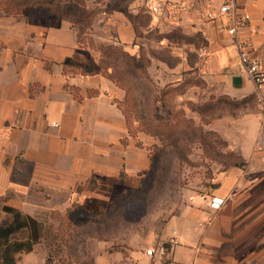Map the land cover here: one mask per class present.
Masks as SVG:
<instances>
[{"label": "crops", "instance_id": "crops-1", "mask_svg": "<svg viewBox=\"0 0 264 264\" xmlns=\"http://www.w3.org/2000/svg\"><path fill=\"white\" fill-rule=\"evenodd\" d=\"M239 5L251 20L238 36L264 62V0ZM97 7L96 41L136 61L147 54L154 70L172 78L166 84L200 86L206 100L226 97L244 110L230 117V150L241 163L217 175L213 189L187 192L160 230L131 244L128 258L123 244L99 255L96 264H264V165L257 150L262 117L256 85L224 21L207 23L208 0H166L160 16L148 12L145 0H88L90 10ZM104 59L100 47L79 42L69 20L0 16L3 205L42 222L40 214L66 212L74 203L101 212L140 190L155 141L130 131L116 101L126 92L103 71ZM202 195L226 201L212 212ZM151 248L154 256L146 254ZM48 257V246L39 243L18 254L17 264H47Z\"/></svg>", "mask_w": 264, "mask_h": 264}, {"label": "rangeland", "instance_id": "rangeland-1", "mask_svg": "<svg viewBox=\"0 0 264 264\" xmlns=\"http://www.w3.org/2000/svg\"><path fill=\"white\" fill-rule=\"evenodd\" d=\"M9 1L15 4L14 0H0V16H7ZM61 1L54 0L50 10L10 17H68L74 21L82 43L103 47L106 52L108 45L93 36L99 7L90 10L88 0ZM103 61L102 67L126 92L122 100L116 101L129 120L132 134L141 133L155 141L149 146L152 166L142 178L139 191L116 200L97 216H87L78 208L71 214H40L47 226L41 243L51 249V264H96L99 255L113 253L123 244L128 258L131 244L160 230L168 211L175 212L187 192L213 189L218 184L214 181L217 175L241 163L240 155L230 150V117L238 118L243 104L226 97L206 100L208 94L202 93L206 88L200 86L166 84L172 78L166 80L160 68L154 70L147 54L134 63L118 53L108 54ZM8 217L0 209V222Z\"/></svg>", "mask_w": 264, "mask_h": 264}, {"label": "trees", "instance_id": "trees-1", "mask_svg": "<svg viewBox=\"0 0 264 264\" xmlns=\"http://www.w3.org/2000/svg\"><path fill=\"white\" fill-rule=\"evenodd\" d=\"M14 1L15 4L10 1L7 3V13H6L7 16H15L12 14H19L26 11L29 13V12H36L37 10H50L55 5L54 0H14ZM61 2H64V0ZM8 10H12V11L8 12ZM56 17H58L59 19L69 20L75 27L74 21L71 20L70 18L63 17L57 14ZM24 19L26 20L39 19V17L37 18L25 17ZM78 39L79 42L82 43L79 34H78ZM103 49L104 48L102 47L101 50L104 53V57L111 53H118V55L121 54L124 56V58L130 59L133 63L136 62L134 57L123 51L121 48H120L121 50H119V47L117 46L114 45L105 46V49L108 50V51L106 50V52ZM102 69L109 76L111 80L113 81L115 80L111 76L112 73L109 74L108 72H106L104 67ZM128 124L130 126L129 120H128ZM130 131L132 132L131 126H130ZM79 190H81V188ZM3 202L4 200L0 199V209L2 212L6 213L7 216L9 217L7 221L0 222V264H17L18 254L30 253L34 249L35 245L42 242V240L44 239L43 230L44 228H47V226L45 227L42 222L36 220L33 217L24 215L16 209L3 205ZM114 203L115 202L111 203L110 208L113 206ZM74 208H78L87 216H97L101 212L106 211V210H102L101 212H97V213H89L80 204L74 203L67 210V212L71 214V211ZM54 212L56 213L58 211H54ZM54 212H52V214ZM50 255H51V249L49 250V256ZM50 259L51 257L47 260V264H51Z\"/></svg>", "mask_w": 264, "mask_h": 264}, {"label": "built area", "instance_id": "built-area-1", "mask_svg": "<svg viewBox=\"0 0 264 264\" xmlns=\"http://www.w3.org/2000/svg\"><path fill=\"white\" fill-rule=\"evenodd\" d=\"M218 0H208L209 9L206 13L207 23H216L221 19L225 23L224 31L233 38L236 44L241 59V64L247 72L250 79L256 85V108L262 117V129L260 138L257 144V150L260 152V160L264 165V62L252 56L248 50L247 43L238 36L239 30L246 27L251 20L250 14L242 11L240 0H221V4L215 9V3ZM166 6V0H145V7L148 12L155 16L163 14ZM264 174V167H263ZM207 200L208 208L212 212L219 211L225 204V198L218 195H202ZM206 221L201 222L204 225ZM170 243L172 245L178 244L177 238H172ZM166 252L165 246H160L159 254L163 255ZM146 254L154 256L156 250L151 248L146 250Z\"/></svg>", "mask_w": 264, "mask_h": 264}]
</instances>
